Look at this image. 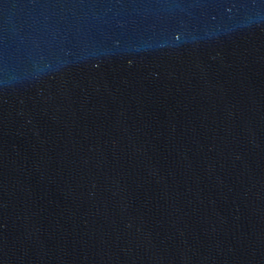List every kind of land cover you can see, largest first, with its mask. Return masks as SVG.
I'll use <instances>...</instances> for the list:
<instances>
[{"label":"water","instance_id":"1","mask_svg":"<svg viewBox=\"0 0 264 264\" xmlns=\"http://www.w3.org/2000/svg\"><path fill=\"white\" fill-rule=\"evenodd\" d=\"M0 264H264V0H0Z\"/></svg>","mask_w":264,"mask_h":264}]
</instances>
